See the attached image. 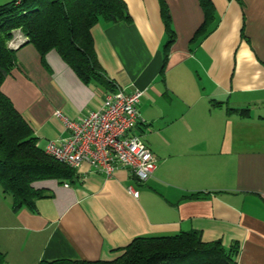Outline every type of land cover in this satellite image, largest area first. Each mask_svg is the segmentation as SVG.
<instances>
[{
    "label": "crops",
    "instance_id": "obj_1",
    "mask_svg": "<svg viewBox=\"0 0 264 264\" xmlns=\"http://www.w3.org/2000/svg\"><path fill=\"white\" fill-rule=\"evenodd\" d=\"M164 1L174 32L165 60L159 0H123L129 23L99 19L90 29L111 89L83 81L53 49L9 46L16 64L0 90L39 147L67 136L56 111L76 119L118 89L139 91L130 134L156 168L140 183L126 168L108 178L83 163L70 181L33 183L42 195L35 211L14 212L0 188L7 264L110 262L137 238L193 232L206 244H237L236 264H264V0H210L214 19L198 36L199 0Z\"/></svg>",
    "mask_w": 264,
    "mask_h": 264
},
{
    "label": "trees",
    "instance_id": "obj_2",
    "mask_svg": "<svg viewBox=\"0 0 264 264\" xmlns=\"http://www.w3.org/2000/svg\"><path fill=\"white\" fill-rule=\"evenodd\" d=\"M204 21L196 32L206 33L214 19L210 0H199ZM160 16L167 33L164 60L174 42L171 16L159 0ZM99 19L127 22L130 16L123 0H12L0 6V88L15 66L14 50L7 45L12 32L20 30L41 56L55 50L85 82L96 81L106 88L112 82L101 73L92 45L90 29ZM23 44V45H24ZM245 112V111H243ZM29 125L0 90V188L11 199L14 212L35 211L41 192L33 183L46 179L70 181L73 168L57 162L38 146ZM110 262L55 260L39 264H236L237 244L224 247L221 241L203 243L198 233L163 238H137ZM0 264H7L0 251Z\"/></svg>",
    "mask_w": 264,
    "mask_h": 264
},
{
    "label": "built area",
    "instance_id": "obj_3",
    "mask_svg": "<svg viewBox=\"0 0 264 264\" xmlns=\"http://www.w3.org/2000/svg\"><path fill=\"white\" fill-rule=\"evenodd\" d=\"M141 96L139 91L128 95L118 89L106 95L97 110L76 119L56 111L67 136L47 141L45 154L70 168L86 163L108 178L117 169L126 168L138 182H146L155 171L156 161L141 138L130 134L139 122ZM128 190L133 197L138 196V191Z\"/></svg>",
    "mask_w": 264,
    "mask_h": 264
},
{
    "label": "rangeland",
    "instance_id": "obj_4",
    "mask_svg": "<svg viewBox=\"0 0 264 264\" xmlns=\"http://www.w3.org/2000/svg\"><path fill=\"white\" fill-rule=\"evenodd\" d=\"M12 0H0V6L3 5V4H6L8 2H10ZM27 41V38L24 36L23 32L20 31V30H16V31H13L12 32V37L11 39L9 40V42L7 43L8 47L13 45V46H17L19 44H21L22 42H25ZM123 253H121L119 256H121ZM117 256V258L119 257ZM116 258V259H117Z\"/></svg>",
    "mask_w": 264,
    "mask_h": 264
}]
</instances>
